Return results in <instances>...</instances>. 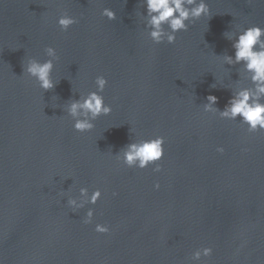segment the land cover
Instances as JSON below:
<instances>
[{
  "label": "water",
  "instance_id": "95a60500",
  "mask_svg": "<svg viewBox=\"0 0 264 264\" xmlns=\"http://www.w3.org/2000/svg\"><path fill=\"white\" fill-rule=\"evenodd\" d=\"M206 3L209 16L156 44L143 0H0V264H264V131L202 107L252 88L243 63L223 59L234 55L225 33L264 28V0ZM64 12L77 20L67 30ZM47 46L58 59L43 90L23 62L48 59ZM97 75L112 110L76 131L64 109ZM156 135L159 172L117 160ZM80 187L101 196L74 212L66 200ZM204 246L212 254L191 260Z\"/></svg>",
  "mask_w": 264,
  "mask_h": 264
},
{
  "label": "clouds",
  "instance_id": "9594fccd",
  "mask_svg": "<svg viewBox=\"0 0 264 264\" xmlns=\"http://www.w3.org/2000/svg\"><path fill=\"white\" fill-rule=\"evenodd\" d=\"M143 4L146 8L144 22L148 29L147 35L156 44L165 41L169 44L174 43L178 31H186L189 23L201 16H209L210 13L206 0H143ZM101 15L109 20L115 19V12L108 7L101 10ZM56 23L62 30H67L69 26L77 23V20L64 12L57 17ZM225 36L232 41L234 55H225L224 61L230 65L242 62L245 72L250 73L252 88L244 87L235 91L222 110L215 107L218 98L215 95H208L207 102L202 105L203 110L216 113L219 117L228 120H236L239 117L240 123L246 125L249 132L264 131V28L251 25L237 31L234 38L227 33ZM44 53L48 59L39 61L29 57L23 62V73L35 78L41 89L49 90L55 85L51 72L54 67L53 62L58 56L52 46L45 47ZM106 83L107 80L103 75H97L96 90L89 91L86 95H79L78 99H70L67 103L64 110L72 118V127L76 131L91 130L94 127L93 121L98 116L111 112V106L105 103L104 97L100 94ZM163 146L164 137L156 135L132 140L115 156L129 168L144 169L152 164L154 165L152 171L159 172L161 166L157 162L163 157ZM216 151L222 153L224 149L222 146H217ZM153 187L158 189L160 185L157 182ZM100 196L99 188L89 194L86 187H80L79 197L68 196L66 203L75 212L84 207L85 203L95 204ZM92 217L93 209L88 208L83 222L90 223ZM94 230L98 233H107L110 229L106 224L96 223ZM212 251L209 246L197 248L191 253V260L201 261V257H209Z\"/></svg>",
  "mask_w": 264,
  "mask_h": 264
}]
</instances>
